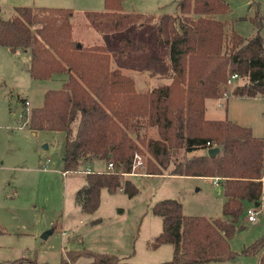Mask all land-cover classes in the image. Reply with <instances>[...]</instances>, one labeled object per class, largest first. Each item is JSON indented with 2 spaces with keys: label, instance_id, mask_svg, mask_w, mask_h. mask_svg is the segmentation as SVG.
I'll list each match as a JSON object with an SVG mask.
<instances>
[{
  "label": "trees",
  "instance_id": "obj_1",
  "mask_svg": "<svg viewBox=\"0 0 264 264\" xmlns=\"http://www.w3.org/2000/svg\"><path fill=\"white\" fill-rule=\"evenodd\" d=\"M106 10L87 12L92 27L117 30L144 15L124 13L123 0H105ZM175 14L159 17V42L169 48V66L159 56L150 57L144 69L169 75V82L140 90L120 65L149 49L136 37H122L115 44L84 46L74 39V11L69 8L15 7L9 17L0 8V46L29 53L25 69L32 78L49 80L67 74L59 89L45 93L44 103L29 117L33 131L66 134L63 172H77L87 162L113 163L115 171L86 174V184L76 193V203L87 214L95 213L101 191L122 189L131 197L139 188L123 175L132 172L136 154L146 157L147 174L218 178L222 187L221 217L186 215L178 199L153 205L163 228L152 242L173 247L172 258L155 264H208L232 259L236 252L230 238L243 228L247 209L260 206L263 195L264 138L251 128L226 118L208 119L205 100L222 98L227 79L234 83L226 97L264 98V16L255 2L250 18L255 33L243 37L230 28L224 16L230 0H177ZM142 26L152 23L145 16ZM80 44V46H78ZM155 129L157 136L149 135ZM218 147L209 156L207 150ZM186 155L176 158L180 152ZM200 151V153H195ZM187 153H192L187 155ZM258 254L264 264V234L243 248ZM71 262L81 257L89 264H133L115 254L90 250L70 251ZM38 264L21 257L0 264ZM62 264H68L64 261Z\"/></svg>",
  "mask_w": 264,
  "mask_h": 264
},
{
  "label": "rangeland",
  "instance_id": "obj_2",
  "mask_svg": "<svg viewBox=\"0 0 264 264\" xmlns=\"http://www.w3.org/2000/svg\"><path fill=\"white\" fill-rule=\"evenodd\" d=\"M176 1L123 0L124 13L144 16L126 22L120 29L104 31L103 36L102 30L88 24L90 19L86 13L105 11V0H0V8L3 17H9L18 6L69 8L74 11L72 21L76 37L90 28L93 38H101L110 42L108 44L129 36L147 42L149 49L132 55L128 64L120 65L114 57L112 60L114 68L129 69L132 77L138 80V87L145 89L148 81L153 86L168 80L169 75L146 73L144 65L153 54L170 63L169 53L166 55L165 52L167 45L158 39L159 17L175 14ZM255 2L259 3L260 14L264 16V0H230V11L224 16L230 28L243 37L255 33L250 20L255 14ZM145 16H154V21L142 26ZM261 35L264 39V21ZM18 57L0 47V261L25 257L38 264H62L63 259L68 264H89L90 259L86 257L71 262L67 252L90 250L114 252L128 257L126 261L133 264L161 263L172 258L173 249L170 245L152 247L154 238L163 228L162 218L152 212L156 202L174 198L182 203L186 215L221 217L222 190L213 185L211 179H182L167 175L145 177L147 161L143 155L145 164L135 170L137 174L123 175L139 188L135 196L131 197L122 189L111 193L103 188L99 209L93 214L84 213L76 203L75 193L78 184L85 182L86 174L77 172L65 177L62 172L65 132H33L29 123L25 124L26 118H20L25 108L24 99L31 102V115L34 108L43 105L48 90L61 88V80L66 76L60 74L51 80L34 79L23 66L30 59L29 53H21ZM231 89L228 87V92ZM224 102L208 100L206 117L210 118L209 114L214 118L227 117L250 127L254 136L264 138L263 97L230 98L227 111ZM149 135L156 137V130L150 129ZM183 155L186 154L181 151L176 158ZM49 159L51 162L46 166ZM108 165L102 160L87 162L82 168L91 166L97 172L115 171ZM241 224L243 228L230 238V247L236 255L232 259L208 264H258V254H244L242 250L264 234V174L257 220L248 222L244 216ZM47 232H50L49 237L43 238Z\"/></svg>",
  "mask_w": 264,
  "mask_h": 264
},
{
  "label": "crops",
  "instance_id": "obj_3",
  "mask_svg": "<svg viewBox=\"0 0 264 264\" xmlns=\"http://www.w3.org/2000/svg\"><path fill=\"white\" fill-rule=\"evenodd\" d=\"M87 16V15H86ZM88 24H90V21H89V23ZM91 25V24H90ZM92 32H94V31H92ZM103 33H101L102 35L101 36H103V34H106L104 31H102ZM96 34H99L98 32H95ZM73 36H74V38H75V40H78V42L81 44V45H84V46H92V45H96V44H99V45H107L108 43H110V42H107L106 40H102L101 38H98V39H96V38H93L94 37V34H91V29L90 28H88V30H86L85 32H80V33H78L77 34V37H76V30H75V26H74V30H73ZM159 38V37H158ZM106 39V38H105ZM106 41V42H105ZM0 47H2V48H7L8 50H10L8 47H5V46H0ZM10 52H11V54L13 55V56H15V57H18L19 56V54H21L20 52H12L11 50H10ZM165 52H166V55L169 53V48L166 46L165 47ZM152 56H156V55H152ZM19 58V57H18ZM7 61V65H11V62H10V59H9V57H7V59H6ZM163 60H164V58H163ZM29 61V60H28ZM27 61V62H28ZM27 62H25L24 64H23V66H24V69H25V65L27 64ZM164 63H165V61H164ZM167 66H169V64H167V63H165ZM26 70V69H25ZM129 69H127V68H124V72L126 73V74H128V75H130L131 77H132V75H131V73H130V71H128ZM27 71V70H26ZM127 71V72H126ZM28 72V71H27ZM146 73H148V74H150V72L149 71H146ZM57 75H60V74H57ZM57 75H55L54 77H52L51 79H53V78H55ZM63 75H65L66 77L64 78V79H62L61 80V85H63V83H64V81H65V79L67 78V74H63ZM151 76V75H150ZM158 78V77H157ZM51 79H49V80H51ZM135 79V78H134ZM135 81H136V84H137V87H138V80L137 79H135ZM149 82V81H148ZM147 82V84H148V86L145 88V89H141L140 87H138V89H140V90H148V89H151V88H153V87H155V86H158V85H162V84H156V85H153V86H151V84H149ZM159 82V81H158ZM169 82V76H168V80L164 83V84H167ZM144 84H146V83H144ZM62 87V86H61ZM59 89V88H58ZM230 98H238V97H229L228 99H224V98H218V99H215V98H209V99H206L205 100V116H207L208 115V107H207V102H208V100H225V102H224V104H225V111H227V105H228V100L230 99ZM247 99V98H246ZM37 108V107H36ZM14 111L16 110L15 108L13 109ZM210 115V118H208V119H221V118H214L213 117V115H211V114H209ZM225 116H226V114H224ZM207 118V117H206ZM223 119V118H222ZM33 131V130H32ZM33 132H36V131H33ZM63 158H64V156H63ZM101 162L102 160H94L93 162ZM51 162V160L49 159L48 161H47V163L45 164L46 166H48V164ZM92 163V162H91ZM1 167L2 166H0V169H1ZM104 171V170H103ZM63 172V171H62ZM72 173H77V172H69V173H67V174H64V172H63V175L66 177V176H68L69 174H72ZM78 173H82V172H78ZM163 175H167V176H171V177H174V178H182V179H196V180H201L202 179V177H184V176H173V175H169L168 173H164V174H161V175H152V174H146V175H144L145 177H148V178H150V177H156V176H163ZM203 178H206V177H203ZM206 179H211L212 180V184H213V179L212 178H206ZM86 184V179H85V182H81L80 184H78V187H77V189H76V193H77V191L81 188V187H83L84 185ZM214 185V184H213ZM216 187H220L221 188V190H222V187H221V185H218V186H216ZM197 189H200L199 187L197 188ZM76 193H75V195H76ZM222 196H223V193H222ZM223 203V202H222ZM78 205V204H77ZM79 206V205H78ZM222 206V205H221ZM80 207V206H79ZM208 218H212L211 216H208ZM49 237V236H48ZM163 245H170L171 247H172V245L171 244H163ZM162 246V245H161ZM160 246V247H161ZM172 249H173V247H172ZM110 254H115V255H117V256H119L118 254H116V253H114V252H110ZM120 258H122L123 260H125L126 261V259L125 258H128V257H126V256H119Z\"/></svg>",
  "mask_w": 264,
  "mask_h": 264
},
{
  "label": "built area",
  "instance_id": "obj_4",
  "mask_svg": "<svg viewBox=\"0 0 264 264\" xmlns=\"http://www.w3.org/2000/svg\"><path fill=\"white\" fill-rule=\"evenodd\" d=\"M238 79V75L236 73L232 74L226 81V89L223 91L222 93V98H226L230 92H228L227 88L228 87H232L235 83V81ZM23 104H24V110L22 112V114H20V118H26L25 124L29 123V117H30V112H31V102L28 99H24L23 100ZM145 164V161L142 157V155L140 154H136L135 158H134V163H133V167H132V175L137 174L135 172V170L139 167H143ZM109 169L114 168L113 163H110L108 165ZM77 172H82L84 174H90L93 173L94 170L91 168V166H87L85 168L80 169ZM67 174V173H64ZM213 184L215 186L220 185L218 178H213ZM258 211L259 208L257 207H250L249 209H247V213H246V219L248 222H255L257 220V215H258ZM63 234L66 235V232H64Z\"/></svg>",
  "mask_w": 264,
  "mask_h": 264
},
{
  "label": "water",
  "instance_id": "obj_5",
  "mask_svg": "<svg viewBox=\"0 0 264 264\" xmlns=\"http://www.w3.org/2000/svg\"><path fill=\"white\" fill-rule=\"evenodd\" d=\"M78 46H80V44H78ZM218 152H219V148H218V147H212V148H209V149L207 150V154H208L209 156H214V155H216ZM49 235H50V232H47V233H44V234L42 235V237H43V238H47Z\"/></svg>",
  "mask_w": 264,
  "mask_h": 264
}]
</instances>
